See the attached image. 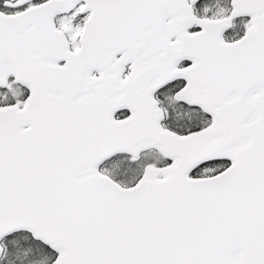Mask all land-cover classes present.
Wrapping results in <instances>:
<instances>
[{
  "label": "snow or ice",
  "instance_id": "snow-or-ice-1",
  "mask_svg": "<svg viewBox=\"0 0 264 264\" xmlns=\"http://www.w3.org/2000/svg\"><path fill=\"white\" fill-rule=\"evenodd\" d=\"M0 264H264V0H0Z\"/></svg>",
  "mask_w": 264,
  "mask_h": 264
}]
</instances>
